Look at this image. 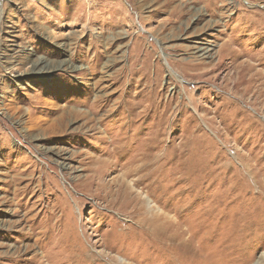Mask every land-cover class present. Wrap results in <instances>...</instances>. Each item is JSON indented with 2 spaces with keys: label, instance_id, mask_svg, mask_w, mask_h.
Masks as SVG:
<instances>
[{
  "label": "rangeland",
  "instance_id": "374dc122",
  "mask_svg": "<svg viewBox=\"0 0 264 264\" xmlns=\"http://www.w3.org/2000/svg\"><path fill=\"white\" fill-rule=\"evenodd\" d=\"M246 1L0 0V264H264Z\"/></svg>",
  "mask_w": 264,
  "mask_h": 264
},
{
  "label": "bare ground",
  "instance_id": "6f19581e",
  "mask_svg": "<svg viewBox=\"0 0 264 264\" xmlns=\"http://www.w3.org/2000/svg\"><path fill=\"white\" fill-rule=\"evenodd\" d=\"M245 2L248 3L246 0H245ZM248 5L251 6V3H248ZM261 6L264 7V5H261ZM42 64H43V62H38L37 59H34V61H33V59L31 60V65H32L33 69L41 70L40 68H42V66H41Z\"/></svg>",
  "mask_w": 264,
  "mask_h": 264
}]
</instances>
